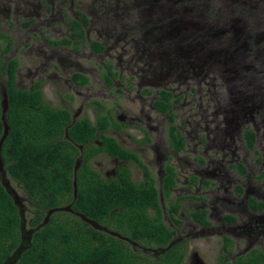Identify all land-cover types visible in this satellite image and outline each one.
Instances as JSON below:
<instances>
[{
  "label": "flooded vegetation",
  "instance_id": "af4514ba",
  "mask_svg": "<svg viewBox=\"0 0 264 264\" xmlns=\"http://www.w3.org/2000/svg\"><path fill=\"white\" fill-rule=\"evenodd\" d=\"M97 3L111 11L93 17L101 30H105L98 33L97 41H92L102 46L100 51L92 48L95 51L92 53L105 54L109 59L103 63L102 80L109 85L115 80L120 83L128 80L135 97L144 103L147 97L151 99L148 111L144 107L139 109L142 117L131 116L133 108H121L125 114H117L120 123L108 127L118 134L126 123L143 134L140 139L135 138L140 146L129 151L140 160L141 165L133 163L144 172V180L133 181L136 184L153 181L162 220L172 231L165 247L141 246L142 250L157 261L167 246L181 244L182 264L185 261L187 264L262 261L264 153L259 154L255 144L259 136L264 139V134L259 135L264 130V0H133L131 4L128 0H98ZM130 7L136 12L131 19L127 12ZM77 14L79 20H73L70 26L74 29V24H79L73 36L81 38L83 27H90L92 21L82 12ZM111 32H116V37L107 45L113 36ZM121 38L124 43L120 45ZM119 45L120 51H117L115 47ZM73 66L77 68L74 73L91 72V68L77 63L68 65ZM70 80L74 82L73 77ZM118 90L128 91L120 87ZM187 101L193 104L188 117H193L192 122L188 119L181 125L170 124L164 131L159 117L163 121L164 117L175 120L174 108ZM163 106L168 107L163 110ZM128 115L129 122H126L124 118ZM170 130L180 141L173 139ZM248 131L253 133L251 147L246 140ZM164 135L173 156L166 155ZM217 135L220 149L231 152L228 159L227 152H223L220 159L197 156L179 166L168 162L172 157L180 162L178 154L188 149L191 142L195 152L208 154V147L216 145ZM231 145L232 149L241 146L252 149L257 154L252 164L248 165L249 161L245 160L246 166L238 157L234 158L235 153L229 149ZM263 149L264 145L260 150ZM147 151L154 157L148 158ZM109 157L117 165L106 172V176L112 173L107 179H117V170L132 162ZM225 160L229 162L224 166L220 161ZM219 163L218 169L214 165ZM2 164L5 165L3 161ZM153 166H156L158 187L150 170ZM169 177L171 181L167 184ZM222 178H226V184ZM177 191L182 192L181 196L165 204L170 193ZM213 192L216 194L210 199L206 194L213 195ZM179 197L187 202L185 208L179 204ZM198 213L203 215V220L197 218ZM190 242L197 248L191 247ZM207 255L211 257L209 260Z\"/></svg>",
  "mask_w": 264,
  "mask_h": 264
},
{
  "label": "trees",
  "instance_id": "16d2710c",
  "mask_svg": "<svg viewBox=\"0 0 264 264\" xmlns=\"http://www.w3.org/2000/svg\"><path fill=\"white\" fill-rule=\"evenodd\" d=\"M76 27H79L78 23L74 24V29ZM0 39L7 42L5 51H8L10 36L0 33ZM69 43L66 38L52 42L54 45ZM92 48L100 51L102 46L92 42ZM17 68L13 58L0 64V138L4 127L3 97L8 127L1 158L7 175L21 186L33 206L29 226L35 229L29 245L15 255L20 244H25L21 237L19 208L0 180V264H182L181 244L165 249L157 261L139 249L141 246L165 247L172 235L162 220L153 181L136 184L126 166L117 170V179H104L90 165V160L99 153L141 165L133 152L106 133L109 125L115 124L110 116L98 114L94 121L82 116L71 123L67 108L52 106L43 99L38 82L29 89L17 87ZM72 77L78 85L88 82V78L80 73H73ZM167 107L163 106V110ZM170 134L180 141L171 130ZM246 140L251 147V131L247 132ZM77 160L81 163L74 179ZM170 181L171 177L167 184ZM167 184L164 183L166 190ZM69 203L72 212L55 211L48 222L37 228L48 209ZM74 212L137 242L138 247L93 228ZM197 218L204 219L201 213ZM245 264H264V259H249Z\"/></svg>",
  "mask_w": 264,
  "mask_h": 264
},
{
  "label": "rangeland",
  "instance_id": "374dc122",
  "mask_svg": "<svg viewBox=\"0 0 264 264\" xmlns=\"http://www.w3.org/2000/svg\"><path fill=\"white\" fill-rule=\"evenodd\" d=\"M0 1L3 3L0 5V33H6L11 38V46L8 51H5L7 42L4 39H0V64L11 58L16 59L18 64L16 71L17 87L29 89L38 82L43 99L52 106L67 108L75 119L82 116H88L94 121L98 114H104L110 116L112 123L119 124L120 122L116 117L117 114H125L122 109L129 110V108H133L131 116H139V109L141 107H144L143 109L148 111V103L151 99L147 97L145 99L146 102L144 103L135 97L132 83H129L128 80H121V83L118 80H115V83L109 85L101 78L102 75L105 74V70L102 67L103 63L109 59L105 54L95 55L92 53L95 51L91 47V42L97 41L99 32H105V30H101V27L95 22L96 17L95 20L93 17L94 15L98 17L104 16L107 12H111L106 5L105 9H102L97 3L98 0ZM128 2L131 4L133 0H128ZM78 12L87 15L92 21L90 27H83L84 34L81 38H78L76 35L73 36V32L76 33L77 30L72 28L73 25L70 26L73 20H79ZM91 12L94 14L91 15ZM127 12L129 13L128 16L130 19L136 15L135 8L133 7H130ZM118 32L120 33L121 31L119 30ZM111 34L113 36L109 39L107 45H110L116 37V32H111ZM65 38L72 43L69 45L52 44L53 41ZM123 43L124 40L121 38L119 44L121 45ZM120 45L115 47L117 51H120ZM109 51L114 53L113 49ZM70 63H77L83 67L91 68V72H83L88 78L86 84L78 85L74 83L73 80H70L72 74L77 71V68L74 66L68 67ZM124 76L125 74L123 77ZM1 77H4V74H1ZM118 87L126 88L128 91L123 90V93L119 92ZM1 88L4 91L3 85H1ZM96 101L102 106H98ZM192 106L193 104L189 101L183 106L177 105L173 110V113L176 116L175 120H166L164 117L163 121V117L160 116L158 120L161 121V128L166 131L170 124L177 123L178 125H181L188 119L192 122L193 117L188 118L191 114V109H193ZM77 111H79V113L76 114L75 112ZM150 114L155 116L152 112ZM129 116L130 115L124 118L126 122H129ZM194 119H197V117ZM130 126L131 125L125 123L119 129L120 132L118 134L112 131L111 127L107 130V133L112 135L126 149L133 150L140 146L135 142V138L138 140L143 134L136 129L130 128ZM260 134L262 137L264 130L261 129L259 135ZM212 135L213 134H210L211 137ZM164 139L166 155L173 156L169 149V140L165 135ZM187 139L189 140V138ZM262 139L259 136V140L257 139V143L255 144V149L258 150L259 154L264 153V149L260 150L264 145V139ZM225 140L228 141L229 138H226ZM215 141V147H208V154H204L203 151L195 152L191 142L188 149L186 147L184 151L178 154L179 158H181L180 162L176 161L173 157L169 158L168 162H172L179 166L182 165L185 160H193V158H196L197 156H207L211 159H220L223 156V152H227L228 159L229 156H231V152L220 149L218 145L220 141L219 135L215 137ZM232 145L229 149L233 148ZM226 150H228L227 146ZM232 151L235 153L233 157H238L246 166L247 163L248 165L252 164L253 156H257V154L253 153L252 149L246 150L245 146L237 147L236 149H232ZM198 153L201 155H196ZM202 154L204 155L202 156ZM146 156L148 158L154 157L149 151L146 152ZM245 160L246 162H249L246 163ZM228 162V160L220 161L224 166ZM220 163L214 166L219 169L218 166ZM90 165L93 169L98 171L104 179H107L112 176V173H110L109 176H106V172L111 171L117 164L110 159L109 156L101 153L90 160ZM125 166L131 169V177L136 183L144 180V172L139 166L133 162H126ZM150 170H152L153 177L156 180V186L158 187V177H156L155 173L156 166L151 167ZM2 173L0 167V180L4 185L11 186L20 199V212L23 217L22 229L26 236V232L30 229L28 223L33 212V206L29 202L28 196L25 194L21 186L10 178L6 172L5 174ZM244 178L245 176L242 177L243 180ZM222 181L224 184L227 183L226 178H222ZM178 186H181V183H179ZM203 189L207 188L204 187ZM180 193L182 192L177 191L176 193H170L169 197L165 199V204L173 202L176 196H181ZM212 194L213 195H206L211 199L216 192H213ZM179 199V204L185 208L187 202L183 198L179 197ZM215 241H217V239ZM190 245L193 247V242H190ZM132 246L136 247L137 244L132 243ZM139 249L142 250L141 247H139ZM207 258L209 260L211 257L207 255ZM186 262L187 261H185L184 264H187Z\"/></svg>",
  "mask_w": 264,
  "mask_h": 264
},
{
  "label": "water",
  "instance_id": "95a60500",
  "mask_svg": "<svg viewBox=\"0 0 264 264\" xmlns=\"http://www.w3.org/2000/svg\"><path fill=\"white\" fill-rule=\"evenodd\" d=\"M1 106H2V120H3V124H4V127H3V134L0 138V163L2 164V158H1V147H2V144H3V141L4 139L6 138L7 134H8V127H7V122H6V118H5V111H6V99L5 97H3V99L1 100ZM75 120V117L72 118V121L71 123H73ZM65 136L67 137L68 136V133H67V128L65 130ZM79 162L81 163V160H77L76 161V164L74 166V179L76 178V172H77V169H78V166H79ZM1 169H2V174H5L6 170L4 168V165L2 164L1 166ZM2 184L4 185V183L2 182ZM5 189L7 190V192L12 196L13 200H14V203H16L18 205V210H19V215H20V221H21V224H20V229H21V232H22V239L23 241L25 242V244L21 243L20 246L15 250V255H19L21 253V251L23 249H25L29 243H30V240H31V237H32V233L34 231L35 228H31L29 229L27 232H26V236L24 235V232H23V229H22V220H23V217H22V214L20 212V199L18 198V195L16 193V191L11 188V186H6L4 185ZM73 197L75 198L76 197V182L74 180L73 182ZM55 211H69V212H72V208H71V203L69 204H66V205H63V206H57V207H53V208H50L46 211V214L41 222V224H39L37 226L40 227V225H43L45 224L46 222H48L51 214ZM76 215L80 216L81 219H83L85 222L89 223L93 228H96V229H102L104 230L105 232H108L110 233L111 235L113 236H117L119 238H122L128 242H131L133 244H135V242L131 241L129 238L125 237V236H122L120 235L119 233H117L116 231H113V230H109L106 226H102L100 225L97 221L93 220V219H90V218H87L85 217L83 214L79 213V212H74ZM169 246L166 247V249L168 248ZM14 262V261H13Z\"/></svg>",
  "mask_w": 264,
  "mask_h": 264
}]
</instances>
